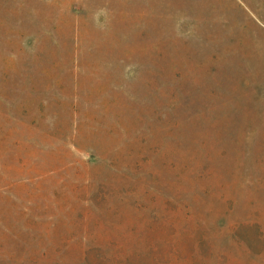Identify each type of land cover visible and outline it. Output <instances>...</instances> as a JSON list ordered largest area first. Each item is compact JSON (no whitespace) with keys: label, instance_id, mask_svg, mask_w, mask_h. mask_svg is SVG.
Masks as SVG:
<instances>
[{"label":"rangeland","instance_id":"1","mask_svg":"<svg viewBox=\"0 0 264 264\" xmlns=\"http://www.w3.org/2000/svg\"><path fill=\"white\" fill-rule=\"evenodd\" d=\"M0 264H264V0H0Z\"/></svg>","mask_w":264,"mask_h":264},{"label":"trees","instance_id":"2","mask_svg":"<svg viewBox=\"0 0 264 264\" xmlns=\"http://www.w3.org/2000/svg\"><path fill=\"white\" fill-rule=\"evenodd\" d=\"M83 237L85 239H89L87 235H84ZM94 248L97 249V252H98L97 257H98L99 260H103L105 262H107L109 260L110 256L109 255L107 256V254L105 253V251H106L105 248H102L101 246L94 247ZM87 256H88V252L87 251L86 252H83V254H82V260L83 261H88ZM9 258H11V256H8V259Z\"/></svg>","mask_w":264,"mask_h":264}]
</instances>
